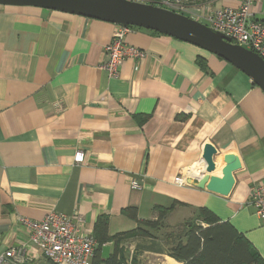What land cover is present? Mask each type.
Masks as SVG:
<instances>
[{"label": "crops", "instance_id": "0c3cea01", "mask_svg": "<svg viewBox=\"0 0 264 264\" xmlns=\"http://www.w3.org/2000/svg\"><path fill=\"white\" fill-rule=\"evenodd\" d=\"M192 19L238 0H191ZM264 23V0L250 9ZM115 24L35 7L0 5V255L24 247L26 264H51L31 245L21 219L53 211L81 219L96 242L91 263L184 264L170 255L201 210L228 222L264 261V225L245 205L264 183V94L244 73L189 43L132 28L124 40L144 51L117 76L101 68ZM56 103L59 104L55 106ZM222 177L236 165L227 196L193 183L205 145ZM83 162L74 164L76 153ZM185 179L186 185L174 182ZM135 181L139 190H133ZM155 209H170L151 238L131 234ZM106 220L100 242L98 224ZM101 226V225H100Z\"/></svg>", "mask_w": 264, "mask_h": 264}, {"label": "built area", "instance_id": "2783aa9c", "mask_svg": "<svg viewBox=\"0 0 264 264\" xmlns=\"http://www.w3.org/2000/svg\"><path fill=\"white\" fill-rule=\"evenodd\" d=\"M125 1L165 8L190 18L194 16L187 9L188 0H161L160 3L165 5L155 0ZM238 1L239 6L236 8L223 7L218 10L207 8L203 16L205 25L229 38L231 44L257 54L264 61V24L249 19L250 9L256 0ZM171 4L175 7L171 8ZM182 7H186L185 10ZM131 30L130 26L116 25L110 43L104 48L107 58L101 68L106 71L110 79L117 76V69L125 59L141 60L145 56L144 51L125 43L124 38ZM55 106L59 107V104L56 103ZM73 161L74 164H81L83 154L76 153ZM174 182L179 186L186 185L185 179L181 177H176ZM130 187L133 190L140 189L135 181L130 183ZM245 205L254 210L264 225V183L249 189ZM20 224L27 232L31 245L51 264L91 263L96 242L92 233L82 229V221L78 217L51 211L38 222L21 219ZM26 262L23 246L10 247L0 255V264H26Z\"/></svg>", "mask_w": 264, "mask_h": 264}, {"label": "water", "instance_id": "95a60500", "mask_svg": "<svg viewBox=\"0 0 264 264\" xmlns=\"http://www.w3.org/2000/svg\"><path fill=\"white\" fill-rule=\"evenodd\" d=\"M0 5L35 7L130 26L169 36L189 43L229 63L244 73L264 94V61L255 53L230 42L224 35L205 24L171 10L127 2L125 0H0ZM216 150L210 144L203 148L204 173L193 183L214 194L227 196L234 183L236 165L228 162L222 177L210 176L215 171Z\"/></svg>", "mask_w": 264, "mask_h": 264}, {"label": "trees", "instance_id": "16d2710c", "mask_svg": "<svg viewBox=\"0 0 264 264\" xmlns=\"http://www.w3.org/2000/svg\"><path fill=\"white\" fill-rule=\"evenodd\" d=\"M191 0H188V4ZM264 24V23H263ZM135 28V27H132ZM157 217L154 221H140L135 209L125 210V214L137 223L131 234L143 238H151L149 230L158 228L170 209H155ZM206 227L190 226L185 232V242L179 241L170 250V255L184 264H264L262 258L252 252L251 246L228 222H220L209 211L201 210ZM101 225V226H100ZM106 220L101 219L100 242L109 241L106 234ZM92 264H118L117 253L113 252L105 260H94Z\"/></svg>", "mask_w": 264, "mask_h": 264}, {"label": "rangeland", "instance_id": "374dc122", "mask_svg": "<svg viewBox=\"0 0 264 264\" xmlns=\"http://www.w3.org/2000/svg\"><path fill=\"white\" fill-rule=\"evenodd\" d=\"M156 2H158V3H160V1L161 0H155ZM160 4H163V3H160ZM163 5H165V4H163ZM175 7V5L174 4H171V8H174ZM183 8V7H182ZM184 8H186V7H184ZM183 8V9H184ZM187 9H189V6H187ZM185 10V9H184ZM187 17H189V16H187Z\"/></svg>", "mask_w": 264, "mask_h": 264}]
</instances>
